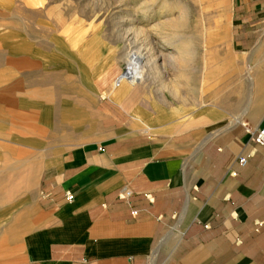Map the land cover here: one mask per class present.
I'll return each instance as SVG.
<instances>
[{
	"label": "crops",
	"instance_id": "obj_1",
	"mask_svg": "<svg viewBox=\"0 0 264 264\" xmlns=\"http://www.w3.org/2000/svg\"><path fill=\"white\" fill-rule=\"evenodd\" d=\"M225 3V45L239 59L224 61L240 71V100L171 101L121 73L97 102V134L51 161L6 264H264V145L252 139L264 127V0ZM57 79H46L52 94ZM6 168L0 193L31 175Z\"/></svg>",
	"mask_w": 264,
	"mask_h": 264
},
{
	"label": "rangeland",
	"instance_id": "obj_2",
	"mask_svg": "<svg viewBox=\"0 0 264 264\" xmlns=\"http://www.w3.org/2000/svg\"><path fill=\"white\" fill-rule=\"evenodd\" d=\"M225 4L0 0V171L22 164L23 175L31 174L0 193V264L21 251L51 161L97 134V102L130 65L140 68L142 83L133 87L143 93L197 98L202 106L240 100V71L224 61L239 59L225 45ZM49 76L62 82L59 93L52 94Z\"/></svg>",
	"mask_w": 264,
	"mask_h": 264
},
{
	"label": "built area",
	"instance_id": "obj_3",
	"mask_svg": "<svg viewBox=\"0 0 264 264\" xmlns=\"http://www.w3.org/2000/svg\"><path fill=\"white\" fill-rule=\"evenodd\" d=\"M252 139H253V142L256 144V145H264V127H260L258 128L256 131L253 132V136H252ZM240 163L241 164H245L246 161H247V157H241L239 159ZM132 195V191L128 188H124L121 193H120V197L121 198H128ZM66 198L68 200H73L74 198V195L71 194V193H68L66 195Z\"/></svg>",
	"mask_w": 264,
	"mask_h": 264
},
{
	"label": "bare ground",
	"instance_id": "obj_4",
	"mask_svg": "<svg viewBox=\"0 0 264 264\" xmlns=\"http://www.w3.org/2000/svg\"><path fill=\"white\" fill-rule=\"evenodd\" d=\"M125 73L128 74V76H126L125 80L128 79L132 83L140 82L141 73H140V68L138 65H130L129 68L126 69ZM123 77H125V76H123ZM123 83H124V81H123Z\"/></svg>",
	"mask_w": 264,
	"mask_h": 264
}]
</instances>
